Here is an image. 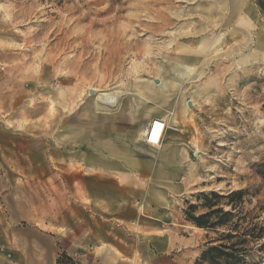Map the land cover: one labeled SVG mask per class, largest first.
<instances>
[{"label": "rangeland", "instance_id": "obj_1", "mask_svg": "<svg viewBox=\"0 0 264 264\" xmlns=\"http://www.w3.org/2000/svg\"><path fill=\"white\" fill-rule=\"evenodd\" d=\"M176 64L199 78L177 80ZM103 93L117 112L95 111ZM158 117L174 179L136 182L145 204L154 189L168 201L165 233L128 229L124 256L71 241L59 220L72 194L85 203L88 159L154 149L140 133ZM240 190L261 221L264 0H0V264H194L214 235L185 221L186 203Z\"/></svg>", "mask_w": 264, "mask_h": 264}, {"label": "crops", "instance_id": "obj_2", "mask_svg": "<svg viewBox=\"0 0 264 264\" xmlns=\"http://www.w3.org/2000/svg\"><path fill=\"white\" fill-rule=\"evenodd\" d=\"M163 141L164 144H161V139V150H154L160 145L153 147L154 149L149 147L143 152L137 151L129 158L120 154L112 159L111 152L103 151L99 155L102 159L96 158L92 164L88 159V166L91 165L93 173L83 179L86 183V190L83 192L85 203H80L79 199L75 201L72 194L71 204L59 220L63 225H70L71 241L80 240L88 249L97 248L100 243L109 249V254L110 250H114L124 256L128 229L135 231L144 228L152 234L165 233L159 230V224L169 223L171 207L167 205L168 201L160 190L154 189L157 199L145 204L142 184L136 182V177L142 175L161 182L174 179L170 163H174L178 150L167 148L166 138ZM160 201H164L166 205ZM80 224L84 227L82 234L79 232Z\"/></svg>", "mask_w": 264, "mask_h": 264}, {"label": "trees", "instance_id": "obj_3", "mask_svg": "<svg viewBox=\"0 0 264 264\" xmlns=\"http://www.w3.org/2000/svg\"><path fill=\"white\" fill-rule=\"evenodd\" d=\"M244 195L245 191L242 190L225 196L200 194L197 197L200 205L186 203L185 221L214 235L205 242L194 264H260L252 263L250 258L253 252L264 255V218L256 222L258 217H250V213L243 212L241 204ZM223 206L229 210H223ZM198 207L203 212L195 215ZM260 211L264 212V207ZM55 264L78 262L65 252H60Z\"/></svg>", "mask_w": 264, "mask_h": 264}, {"label": "bare ground", "instance_id": "obj_4", "mask_svg": "<svg viewBox=\"0 0 264 264\" xmlns=\"http://www.w3.org/2000/svg\"><path fill=\"white\" fill-rule=\"evenodd\" d=\"M159 71H162V73H165L163 70H159ZM159 71H158V74H159ZM173 72L175 74V77L184 76L185 77L184 81H186V82H191L193 80H197L200 76V73L195 74L196 72H194L191 69H187V68L185 69L181 64H176V66L173 69ZM177 80H178V77H177ZM159 86L161 87L162 90H165V89H168L169 86L176 87L177 85L174 82L172 84V81L166 82L164 80H161ZM119 94L120 93H117L116 95H119ZM133 96H135L139 99L142 98L140 96V94H138L137 92L135 94H133ZM117 99L118 98H115L114 95H112V94H104V93L99 94L96 99L94 98V102H93L95 111L96 112H104V113H108V112L109 113H115V112H117L118 111V103H116ZM158 120H161L162 122H164V125H166L167 118H162V117H158L157 119L151 120V122L149 124H151L153 121H158ZM148 131H149V127L141 130L140 134H141V137L143 138V140H144L145 136L147 135ZM137 133H139V131H137L136 134ZM162 135H161L158 143L153 147H155V148L159 147L161 139H162Z\"/></svg>", "mask_w": 264, "mask_h": 264}, {"label": "built area", "instance_id": "obj_5", "mask_svg": "<svg viewBox=\"0 0 264 264\" xmlns=\"http://www.w3.org/2000/svg\"><path fill=\"white\" fill-rule=\"evenodd\" d=\"M148 127L149 131L144 138V143L148 146L153 147L158 143L166 127L164 125V122H162L161 120L153 121L151 124H148Z\"/></svg>", "mask_w": 264, "mask_h": 264}]
</instances>
